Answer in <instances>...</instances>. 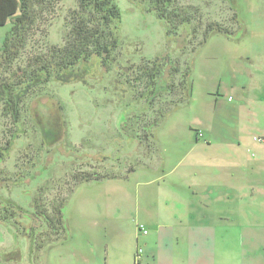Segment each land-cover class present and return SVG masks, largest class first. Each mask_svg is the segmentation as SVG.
<instances>
[{"label": "rangeland", "instance_id": "obj_1", "mask_svg": "<svg viewBox=\"0 0 264 264\" xmlns=\"http://www.w3.org/2000/svg\"><path fill=\"white\" fill-rule=\"evenodd\" d=\"M114 3L119 45L108 71L37 87L17 126L0 112V147L16 134L0 155V264H133L138 236L142 258L159 249L157 264H264V205L218 225L197 192L203 169L226 165L249 177L247 167L264 166V0H173L188 22L175 28L150 0ZM77 5L44 9L25 51L0 64V81L33 52L61 46ZM208 22L231 33L205 37ZM11 26L0 25V48ZM169 28L185 38H170ZM164 57L178 71L167 78L165 66L166 90L151 98L145 68ZM40 126L60 127L59 139L46 144ZM86 174L102 178L78 183ZM152 199L154 214L136 211L133 203L153 208ZM61 200L67 238L56 241L42 213ZM132 211L139 215L129 220ZM223 233L235 247L214 243Z\"/></svg>", "mask_w": 264, "mask_h": 264}, {"label": "trees", "instance_id": "obj_2", "mask_svg": "<svg viewBox=\"0 0 264 264\" xmlns=\"http://www.w3.org/2000/svg\"><path fill=\"white\" fill-rule=\"evenodd\" d=\"M150 1L153 3L154 9L160 10L159 17L167 23L174 21L177 25L188 23L185 19L186 12L177 6L170 8L173 0ZM56 3L57 0H0V25H3L8 19L12 22L3 47L0 48V64L12 63L25 51L28 40L37 31L35 25L37 19L41 18L44 9L53 11ZM39 7L43 8L39 9ZM120 18L121 13L114 0H78L77 8L72 11L71 19L68 20V31L64 43L61 46L50 45L44 49L43 53L35 54L33 52L26 58V64L22 67L19 66L17 71L12 73V77L16 76L14 79L0 81V112L3 115H9L14 125L17 126L23 99L37 87L52 79L61 83L74 81L85 83L88 77L99 72L100 67L104 72L108 71L112 63V53L119 45L116 25ZM233 21L236 22V13H234ZM175 25L172 24L173 27ZM187 25L186 28H188ZM223 26L216 22H208L205 25V37L208 34L211 36L213 33H231ZM174 28L166 30L167 36L173 39L183 38L181 32L175 31ZM168 60L166 57L164 59L155 58L152 61V71L145 68L149 77V85L152 87V90L150 89L151 98L155 97L156 92L162 91L163 85L164 89L167 87V80H163L164 67L169 65L168 78H172L173 74L178 71V68ZM161 80L163 81L160 83ZM158 83L162 86H158ZM146 92H149V89ZM27 111L29 113V105ZM35 112V121L37 122L41 117V112L39 110H35ZM60 129V127L55 129L54 126L53 128L40 126L43 141L50 145L55 143L60 137ZM15 136L16 134L12 135L4 148L0 147V155L4 152L8 153ZM86 175L78 183L102 178L100 175ZM73 189L74 187L70 192ZM65 201L57 202L48 213H42L50 233L48 235L53 238L57 237L56 241H63L67 238L62 213ZM138 230L142 236L148 234L141 224L138 225ZM61 233H64V236L58 238ZM139 237L133 255V264H144Z\"/></svg>", "mask_w": 264, "mask_h": 264}, {"label": "crops", "instance_id": "obj_3", "mask_svg": "<svg viewBox=\"0 0 264 264\" xmlns=\"http://www.w3.org/2000/svg\"><path fill=\"white\" fill-rule=\"evenodd\" d=\"M149 167L147 166L146 170H149ZM247 168L251 174L249 177L238 176L236 169L234 171L233 168H226V165H217L201 171L206 177L203 176L198 182L197 192L198 195L202 193L200 200L210 209L207 215L212 217L214 224L221 225L220 222L222 220H228L229 222L237 220L235 216L238 218L242 217L243 215L239 213H243L248 207L250 209L244 212L245 216L252 214L251 208L264 205V186L258 183L264 180V166L253 165ZM209 177L211 178L210 183L206 184V179ZM149 204L153 208H147V205H142L139 202L133 203L136 211L142 213L145 217L154 214L155 211V200H150ZM165 206L168 205L165 203ZM137 212L132 211L129 220L137 219L139 215ZM258 216H260V213H258ZM250 225L252 226L251 223ZM238 226L240 227V224ZM259 226H261L260 228L264 227L261 223H259ZM242 227L244 228L245 226ZM224 236L225 234L223 233L214 237L215 241L221 242L217 243L214 241V243L220 246L224 243L227 247H235V241L233 242L230 236H228V242L223 241L222 238ZM137 238L135 237L136 245ZM198 244L202 245L200 241H198ZM159 255L160 251L158 248L152 250L149 256L142 258L144 264H157Z\"/></svg>", "mask_w": 264, "mask_h": 264}, {"label": "flooded vegetation", "instance_id": "obj_4", "mask_svg": "<svg viewBox=\"0 0 264 264\" xmlns=\"http://www.w3.org/2000/svg\"><path fill=\"white\" fill-rule=\"evenodd\" d=\"M163 72H164V71H163ZM167 78H168V76H167ZM167 78H166V77H165V78L163 77V80L166 81ZM163 80H161L160 83H161ZM160 83H158L157 85L161 87L162 85H160ZM150 89L152 90V87H150ZM150 89H149V92H146L147 95H148V94H149V95L151 94V93H150ZM164 90H166V89H164V85H163V89H162V91H164ZM162 91H160V92H156V94H155L154 96L158 95V94L161 93ZM50 127H51V126H50Z\"/></svg>", "mask_w": 264, "mask_h": 264}]
</instances>
